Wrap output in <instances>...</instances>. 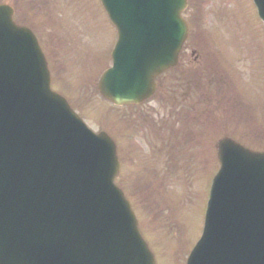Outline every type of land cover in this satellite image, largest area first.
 <instances>
[{
	"label": "water",
	"instance_id": "95a60500",
	"mask_svg": "<svg viewBox=\"0 0 264 264\" xmlns=\"http://www.w3.org/2000/svg\"><path fill=\"white\" fill-rule=\"evenodd\" d=\"M254 1L264 21V0ZM101 2L118 43L99 89L117 105L141 103L177 64L187 0ZM12 14L0 6V264H156L115 184L114 142L51 91L35 36ZM218 155L187 264H264V153L224 139Z\"/></svg>",
	"mask_w": 264,
	"mask_h": 264
},
{
	"label": "rangeland",
	"instance_id": "374dc122",
	"mask_svg": "<svg viewBox=\"0 0 264 264\" xmlns=\"http://www.w3.org/2000/svg\"><path fill=\"white\" fill-rule=\"evenodd\" d=\"M0 2L14 6L17 20L35 28L54 87L91 129L115 138L122 164L117 182L157 263L186 264L202 234L220 167L218 142L230 137L264 152V25L252 0H190L192 33L181 68L189 57L191 77L202 74V85L180 78L143 106L125 108L98 93L117 39L99 0Z\"/></svg>",
	"mask_w": 264,
	"mask_h": 264
},
{
	"label": "flooded vegetation",
	"instance_id": "af4514ba",
	"mask_svg": "<svg viewBox=\"0 0 264 264\" xmlns=\"http://www.w3.org/2000/svg\"><path fill=\"white\" fill-rule=\"evenodd\" d=\"M190 95V94H189Z\"/></svg>",
	"mask_w": 264,
	"mask_h": 264
}]
</instances>
